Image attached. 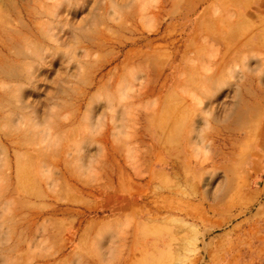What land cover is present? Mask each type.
Returning a JSON list of instances; mask_svg holds the SVG:
<instances>
[{"label": "rangeland", "instance_id": "obj_1", "mask_svg": "<svg viewBox=\"0 0 264 264\" xmlns=\"http://www.w3.org/2000/svg\"><path fill=\"white\" fill-rule=\"evenodd\" d=\"M0 264H264V0H0Z\"/></svg>", "mask_w": 264, "mask_h": 264}]
</instances>
